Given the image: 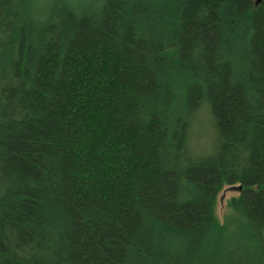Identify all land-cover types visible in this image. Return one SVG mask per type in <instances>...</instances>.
Listing matches in <instances>:
<instances>
[{
  "label": "trees",
  "instance_id": "16d2710c",
  "mask_svg": "<svg viewBox=\"0 0 264 264\" xmlns=\"http://www.w3.org/2000/svg\"><path fill=\"white\" fill-rule=\"evenodd\" d=\"M0 264H264V0H0Z\"/></svg>",
  "mask_w": 264,
  "mask_h": 264
},
{
  "label": "rangeland",
  "instance_id": "374dc122",
  "mask_svg": "<svg viewBox=\"0 0 264 264\" xmlns=\"http://www.w3.org/2000/svg\"><path fill=\"white\" fill-rule=\"evenodd\" d=\"M235 187H225L217 198L216 213L220 219L228 212L229 200L234 196H238V190Z\"/></svg>",
  "mask_w": 264,
  "mask_h": 264
},
{
  "label": "water",
  "instance_id": "95a60500",
  "mask_svg": "<svg viewBox=\"0 0 264 264\" xmlns=\"http://www.w3.org/2000/svg\"><path fill=\"white\" fill-rule=\"evenodd\" d=\"M241 188H242V186H240V185L238 186V188L235 187V189H237V190H241Z\"/></svg>",
  "mask_w": 264,
  "mask_h": 264
}]
</instances>
